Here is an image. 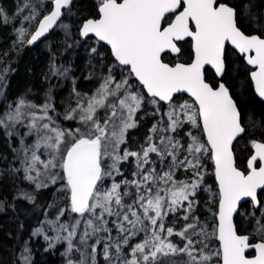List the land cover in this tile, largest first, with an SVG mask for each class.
Wrapping results in <instances>:
<instances>
[{
	"label": "snow or ice",
	"instance_id": "snow-or-ice-1",
	"mask_svg": "<svg viewBox=\"0 0 264 264\" xmlns=\"http://www.w3.org/2000/svg\"><path fill=\"white\" fill-rule=\"evenodd\" d=\"M46 4L50 10L37 19ZM74 6V0H22L17 16L37 27L21 26L18 42L35 44L55 27L70 34L62 17ZM94 7L78 33L84 43L95 42L85 79L95 78L97 87L81 93L73 78L63 115L78 126H62L51 94L42 104L19 97L0 108V132L19 143L13 151L22 156L20 167L0 178L22 173L35 192L54 188L66 200L54 219L47 209L55 201L46 206L31 236L47 243L45 251L65 245L66 264H264V140L248 141L252 152L241 170L234 142L250 136L243 112L250 101L235 97L227 79L235 55L249 66L255 95L264 101V0H96ZM0 19L9 20L2 7ZM185 44L188 62H166L179 60ZM100 47L112 61L100 63L97 74L91 61L102 56ZM8 71L0 72V86ZM70 71L51 66L53 76ZM145 117L153 122L133 150L130 132ZM259 128L264 133V120ZM205 157L218 191L207 185ZM202 191L215 205L211 231L197 213ZM14 199L36 205L37 197L20 188ZM242 202L259 215L242 212ZM20 259L32 264L27 242Z\"/></svg>",
	"mask_w": 264,
	"mask_h": 264
},
{
	"label": "trees",
	"instance_id": "trees-1",
	"mask_svg": "<svg viewBox=\"0 0 264 264\" xmlns=\"http://www.w3.org/2000/svg\"><path fill=\"white\" fill-rule=\"evenodd\" d=\"M21 2L22 0H0V7L6 11L9 18L7 23L0 19V72H3L5 68L9 70L4 81L6 86H0L3 90V96H0V108L6 109L9 103L15 102L19 97H26L33 103L42 104L51 94L62 126H78L75 121L63 120V115L71 100L73 78L81 93L90 95L97 87L95 78L85 79L92 71L88 50L95 46V42L89 40L84 43L78 33L80 22L95 16L96 0H74L75 6L71 13H66V17H62L65 23L71 24L70 34H66L61 27H55L45 39L34 46L27 43L20 44L17 39V30L21 26L31 32L36 25V22L23 23L22 18L17 16V7ZM49 10L50 6L46 4L41 16L37 19H40ZM77 41L79 43H76ZM69 45L72 46L69 47ZM98 50L102 56L91 61V64L96 65L97 74L101 71L100 63L107 64L112 61L107 47H100ZM184 53L179 60L169 56L166 62L170 64L176 61L188 62L190 60V45L185 44ZM230 59L234 63L227 78L228 85L235 97L250 101L243 105L245 126L250 130V136L240 140L238 144H234L237 164L241 170H245L247 158L252 152L248 141L252 138L264 140V133L259 128L261 120H264V103L254 93L248 66L235 55L230 56ZM53 63L57 67H61V70L70 67L71 71L66 77L53 76L51 73ZM206 77L210 82H214L211 71L206 73ZM180 96L182 101H190L186 95ZM152 122L151 118L145 117L141 122V127L130 132L132 141L130 147L133 150L143 142ZM23 131L24 129H21V132ZM201 138L204 139L203 136ZM186 139L187 137H185ZM14 148H20L19 143L9 140L0 132V172H7L11 167H20L22 156L17 157L13 151ZM203 163L206 169L207 185L215 192L217 188L213 179L211 159L205 157ZM131 171V166H125V176L131 178ZM182 175L185 174L182 173ZM20 188L36 195V205L14 199ZM198 197L197 213L202 222H207L209 230H211L214 226L215 218L212 216V211L215 210V205L209 202V193L206 191L198 193ZM0 200L5 205L4 210H0V264H22L20 253L23 251L25 242L31 249L32 264H66V258L62 255L65 251L63 244L45 251L47 243L40 237L31 236L32 231L41 227V222L46 219L44 212L47 205L55 201V206L47 209L48 219H54L59 209L65 206L66 200L63 195L55 192L54 188L35 192L34 187L22 179V173H17L15 177L5 175L0 178ZM12 205H15V208ZM242 212H256L259 215V210L247 203H243ZM182 223L183 221L177 222L175 226L177 230ZM43 226L47 228L46 224ZM48 234L53 235L52 232ZM173 239L175 240V237ZM209 243L213 249L218 247L214 239ZM73 258H78V254H75Z\"/></svg>",
	"mask_w": 264,
	"mask_h": 264
},
{
	"label": "water",
	"instance_id": "water-1",
	"mask_svg": "<svg viewBox=\"0 0 264 264\" xmlns=\"http://www.w3.org/2000/svg\"><path fill=\"white\" fill-rule=\"evenodd\" d=\"M48 13V12H47ZM46 13V14H47ZM42 18V17H41ZM37 27V24L35 25V28ZM35 28H34V30H35ZM33 30V31H34ZM54 30V29H53ZM53 30H51L48 34H46V36L45 37H42L41 38V40L40 41H37L35 44H32V45H30V46H34V45H36V44H38L39 42H41L43 39H45ZM32 31V32H33ZM172 57H175V56H172ZM176 62H180V61H176ZM249 67V66H248ZM251 81V80H250ZM252 83V82H251ZM252 87H253V90H254V84L252 83ZM254 93H255V91H254ZM179 95H186L187 96V94H179ZM187 97H189V96H187ZM190 99H191V97H189ZM259 99V98H258ZM260 100V99H259ZM263 103H264V101H262ZM234 144H235V142H234ZM252 150V149H251ZM211 162H212V160H211ZM212 167H213V172H214V165H213V162H212ZM213 179H214V182H215V177H214V175H213ZM215 184H216V182H215ZM216 188H217V191H218V187H217V185H216ZM244 202H242V204H243ZM217 242V244H218V241H216Z\"/></svg>",
	"mask_w": 264,
	"mask_h": 264
},
{
	"label": "rangeland",
	"instance_id": "rangeland-1",
	"mask_svg": "<svg viewBox=\"0 0 264 264\" xmlns=\"http://www.w3.org/2000/svg\"><path fill=\"white\" fill-rule=\"evenodd\" d=\"M32 31H33V30H32ZM32 31H31V32H32ZM188 99L190 100V101H188V102L191 103L192 100H191L189 97H188ZM181 175H182V173H181ZM209 231H211V230H209ZM53 235H54V233H53ZM175 240H176V242H179L178 238H175ZM64 246H65V245H64Z\"/></svg>",
	"mask_w": 264,
	"mask_h": 264
}]
</instances>
